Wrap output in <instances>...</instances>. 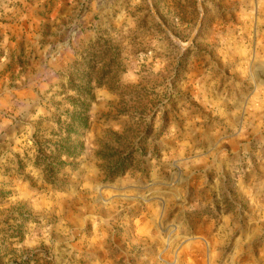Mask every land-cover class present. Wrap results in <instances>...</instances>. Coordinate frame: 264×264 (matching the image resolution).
Listing matches in <instances>:
<instances>
[{
	"label": "rangeland",
	"instance_id": "374dc122",
	"mask_svg": "<svg viewBox=\"0 0 264 264\" xmlns=\"http://www.w3.org/2000/svg\"><path fill=\"white\" fill-rule=\"evenodd\" d=\"M0 264H264V0H0Z\"/></svg>",
	"mask_w": 264,
	"mask_h": 264
}]
</instances>
